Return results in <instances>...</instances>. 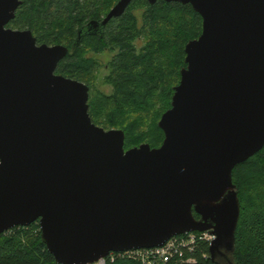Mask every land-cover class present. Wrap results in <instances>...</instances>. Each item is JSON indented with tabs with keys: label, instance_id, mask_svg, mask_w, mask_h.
I'll list each match as a JSON object with an SVG mask.
<instances>
[{
	"label": "water",
	"instance_id": "obj_1",
	"mask_svg": "<svg viewBox=\"0 0 264 264\" xmlns=\"http://www.w3.org/2000/svg\"><path fill=\"white\" fill-rule=\"evenodd\" d=\"M177 1L202 32L185 45L162 143L126 148L123 128L93 121L89 84L56 71L70 47L7 25L22 0H0V233L38 221L57 262L87 264L209 230L210 257L236 264L232 171L264 146V0ZM131 2L87 21L72 46Z\"/></svg>",
	"mask_w": 264,
	"mask_h": 264
},
{
	"label": "trees",
	"instance_id": "obj_2",
	"mask_svg": "<svg viewBox=\"0 0 264 264\" xmlns=\"http://www.w3.org/2000/svg\"><path fill=\"white\" fill-rule=\"evenodd\" d=\"M117 0H22L7 25L29 27L38 42L70 47L56 71L89 84V112L106 128L125 131V147L149 142L158 146L164 131L158 125L171 106L174 86L186 65L185 45L202 32V15L191 3L173 0H132L113 16L103 32L87 33L73 47L78 29L90 19H101ZM112 52L101 63L90 52ZM107 66L105 81L113 91L96 88L97 70ZM233 181L241 212L236 229V264H264V146L235 165ZM198 216V213L195 212ZM210 243L197 238L192 250L157 264H221L210 257ZM193 257L194 261L185 258ZM0 264H63L57 262L42 239L38 221L16 225L0 233ZM106 264H145L139 257L124 256Z\"/></svg>",
	"mask_w": 264,
	"mask_h": 264
},
{
	"label": "built area",
	"instance_id": "obj_3",
	"mask_svg": "<svg viewBox=\"0 0 264 264\" xmlns=\"http://www.w3.org/2000/svg\"><path fill=\"white\" fill-rule=\"evenodd\" d=\"M207 240L209 243L214 237V234L209 230H191L183 233H178L168 238L161 245L150 247H134L122 250H111L106 256L99 258L97 261L87 264H106V260H113L116 257L132 256L139 257L145 264H157L171 259L178 254L181 261H184L183 249L184 247L193 249L197 238ZM187 261H194L193 257L185 258Z\"/></svg>",
	"mask_w": 264,
	"mask_h": 264
},
{
	"label": "rangeland",
	"instance_id": "obj_4",
	"mask_svg": "<svg viewBox=\"0 0 264 264\" xmlns=\"http://www.w3.org/2000/svg\"><path fill=\"white\" fill-rule=\"evenodd\" d=\"M90 54L96 56L100 60L101 63L107 62V60L111 57L112 52L110 51H104V52H93L91 51ZM100 66L99 69L97 70V78L95 82L96 88L102 90L105 93H110L113 91V86L112 84L108 83L105 81V74L108 72L107 66Z\"/></svg>",
	"mask_w": 264,
	"mask_h": 264
},
{
	"label": "flooded vegetation",
	"instance_id": "obj_5",
	"mask_svg": "<svg viewBox=\"0 0 264 264\" xmlns=\"http://www.w3.org/2000/svg\"><path fill=\"white\" fill-rule=\"evenodd\" d=\"M88 84V83H87Z\"/></svg>",
	"mask_w": 264,
	"mask_h": 264
}]
</instances>
